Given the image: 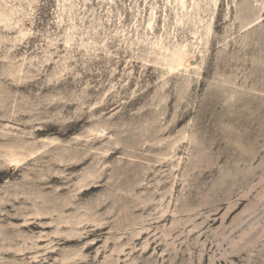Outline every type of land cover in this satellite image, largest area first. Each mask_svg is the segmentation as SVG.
Wrapping results in <instances>:
<instances>
[{"label": "rangeland", "instance_id": "1", "mask_svg": "<svg viewBox=\"0 0 264 264\" xmlns=\"http://www.w3.org/2000/svg\"><path fill=\"white\" fill-rule=\"evenodd\" d=\"M197 8L0 0V264H264V0Z\"/></svg>", "mask_w": 264, "mask_h": 264}, {"label": "bare ground", "instance_id": "2", "mask_svg": "<svg viewBox=\"0 0 264 264\" xmlns=\"http://www.w3.org/2000/svg\"><path fill=\"white\" fill-rule=\"evenodd\" d=\"M112 1V0H110ZM188 0H173L174 3V16H173V24L172 29L180 28L185 24L192 23L193 20H197V23H201L202 20L198 15V3L201 0H190L189 4L187 5ZM217 0H211V3L216 5ZM153 7L150 8L147 20L145 21V30L148 31V34H144L143 38H137V44L140 42H149V49L146 53L147 55L154 54L153 64L155 66H160L165 69L167 75H172L176 72H186L189 69H194V52L198 48L199 44L201 43L202 39L197 36V31L191 32V35L194 39V43H191V46L188 44H179L177 41L175 45L170 46L169 43H165L162 40V36L155 37L154 39H149V34H153V23L155 21V13ZM2 16L0 15V22L2 21ZM258 17L255 18L251 23L257 21ZM248 24V25H249ZM211 31L210 23H206L205 25V33L204 37L206 38ZM190 46V48H189ZM156 51V52H155ZM197 69V67L195 68ZM26 153V152H25ZM12 154V153H11ZM13 155V154H12ZM10 158V157H9ZM11 163L15 162L18 163L19 159L14 158L11 156ZM66 223V222H64ZM145 245V244H144ZM146 248V247H145ZM75 255V254H74ZM76 256L66 257L62 260V264H76L75 263Z\"/></svg>", "mask_w": 264, "mask_h": 264}]
</instances>
